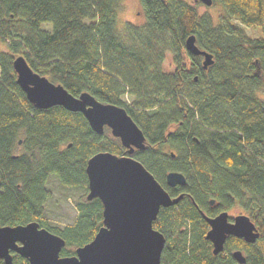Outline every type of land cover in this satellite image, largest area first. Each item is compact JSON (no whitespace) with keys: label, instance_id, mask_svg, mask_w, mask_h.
Listing matches in <instances>:
<instances>
[{"label":"trees","instance_id":"trees-1","mask_svg":"<svg viewBox=\"0 0 264 264\" xmlns=\"http://www.w3.org/2000/svg\"><path fill=\"white\" fill-rule=\"evenodd\" d=\"M139 1L143 20L119 27L122 0H0V224L35 220L64 239L60 255L74 253L101 225L102 203L82 199L72 223L50 225L43 215L48 176L86 187L92 153H126L108 127L93 131L81 112L35 107L12 67L22 54L72 94L85 90L123 106L143 132L145 146L131 155L171 196L182 192L152 220L165 236L162 264H236L235 248L243 264H264V101L256 94L264 92V37L233 21L264 32V0H213L221 6L216 23L186 0ZM191 33L212 55L206 68L185 48ZM171 169L184 174L183 185L165 183ZM233 206L258 237L229 234L213 254L200 210L213 215ZM11 254V264H30Z\"/></svg>","mask_w":264,"mask_h":264},{"label":"water","instance_id":"water-1","mask_svg":"<svg viewBox=\"0 0 264 264\" xmlns=\"http://www.w3.org/2000/svg\"><path fill=\"white\" fill-rule=\"evenodd\" d=\"M199 1L206 5L212 2ZM185 48L202 56L203 68L213 61L211 53L196 44L193 33L185 38ZM12 67L16 82L35 107L59 104L67 110L81 112L93 131L102 133L104 127H108L110 134L118 137L126 148V153L98 150L86 160L85 197H98L102 203V223L89 241L76 245L72 254L60 255L64 239L39 226L37 221L0 224V258L4 264H11V251L27 258L30 264H162L160 252L165 236L152 226V220L161 206L176 203L182 192L171 196L131 155L135 148L145 146L141 129L123 106L99 100L85 90L72 94L61 83L33 70L22 54L13 57ZM185 181L179 170L165 173L168 186L183 185ZM200 212L207 222L204 236L211 242L213 254L223 249L229 234L242 237L246 242H254L258 237L257 227L246 213L229 217L227 209L213 215ZM231 255L236 264L245 262L241 249L231 250Z\"/></svg>","mask_w":264,"mask_h":264},{"label":"rangeland","instance_id":"rangeland-1","mask_svg":"<svg viewBox=\"0 0 264 264\" xmlns=\"http://www.w3.org/2000/svg\"><path fill=\"white\" fill-rule=\"evenodd\" d=\"M186 1L193 5L198 13L208 12L212 16L213 22H218L219 13L221 12L220 4L215 3L213 0L209 5H206L199 0ZM143 18V10L139 0H122V7L118 12L117 26L122 27L125 21L140 23ZM233 21L240 25L244 29L246 34L250 36L260 35L264 37V32H261L258 27L245 25L237 19ZM41 26L47 28L50 26V23L43 22ZM256 94L264 101V92L261 89H259ZM123 98L128 101V97ZM46 186L51 191V196L47 198L44 203L43 215L47 220V223L56 226H63L65 224L72 223L77 215L76 204L80 200L86 198L85 194L87 191V187L63 186L53 174L48 176ZM227 212L229 217H232L235 214L243 211H241L239 207L233 206L227 209Z\"/></svg>","mask_w":264,"mask_h":264},{"label":"crops","instance_id":"crops-1","mask_svg":"<svg viewBox=\"0 0 264 264\" xmlns=\"http://www.w3.org/2000/svg\"><path fill=\"white\" fill-rule=\"evenodd\" d=\"M47 28H49V27H47Z\"/></svg>","mask_w":264,"mask_h":264}]
</instances>
